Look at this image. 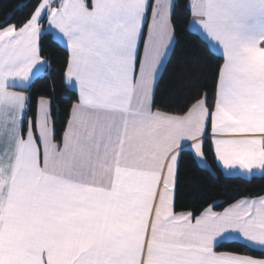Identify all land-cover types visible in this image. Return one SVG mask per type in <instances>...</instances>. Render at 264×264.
Segmentation results:
<instances>
[{
	"label": "snow or ice",
	"instance_id": "1",
	"mask_svg": "<svg viewBox=\"0 0 264 264\" xmlns=\"http://www.w3.org/2000/svg\"><path fill=\"white\" fill-rule=\"evenodd\" d=\"M178 7L37 0L0 22V264H264V192L180 203L186 152L212 177L209 153L229 175L264 174V0ZM189 29L202 51L177 55ZM55 38L76 97L59 132L55 82L29 116Z\"/></svg>",
	"mask_w": 264,
	"mask_h": 264
},
{
	"label": "trees",
	"instance_id": "2",
	"mask_svg": "<svg viewBox=\"0 0 264 264\" xmlns=\"http://www.w3.org/2000/svg\"><path fill=\"white\" fill-rule=\"evenodd\" d=\"M37 0H0V22L3 21L5 16H10L11 23H18L24 20L28 14L33 10ZM180 5L177 8L178 13L184 12V4L186 0H175ZM28 5L21 7V5ZM45 23V22H44ZM46 36L53 37L52 34L47 33ZM201 44V37L192 31H179L177 33L176 53L180 55L187 50L188 52H201L196 46ZM43 50L46 57H53L52 66L49 69L47 78L39 79L35 82L32 88L33 96V112L29 113L30 117L35 115L36 98L41 94H46L48 85L55 82V108L59 110L60 123L57 124V131L59 132L63 126V119L67 114V109L71 101L76 97L71 95L69 89L64 87L58 77V73L63 71V58L64 51L56 39H44ZM216 57L218 54L214 53ZM222 62L220 59H212L211 66L215 67L217 63ZM171 67L169 68V73ZM168 77L165 76L164 83L161 85V90H167ZM209 164L216 170V176L212 177L207 171L197 168L191 162V156L186 152L183 161L182 172V191L186 195L182 196L180 203L186 209L199 210L213 202L218 203L219 207H214L217 211H222L224 207L233 203L235 200L240 199L242 195H257L264 192V174L253 178H242L237 176H227L219 168H216L213 163L211 154H208ZM230 247L240 248V243L232 244ZM243 251L244 249L241 248ZM250 254L259 255V253Z\"/></svg>",
	"mask_w": 264,
	"mask_h": 264
},
{
	"label": "crops",
	"instance_id": "3",
	"mask_svg": "<svg viewBox=\"0 0 264 264\" xmlns=\"http://www.w3.org/2000/svg\"><path fill=\"white\" fill-rule=\"evenodd\" d=\"M42 27L47 28V27H48L47 23H46V22L43 23ZM192 31H193V30H192ZM194 32H195V31H194ZM195 33H196V32H195ZM50 34H52L53 37H56V32H55V30H52V31L50 32ZM55 39H56L61 45H63V41H62V40H60L59 38H55ZM213 52L219 55V53H218L217 50L213 49ZM223 173H224L225 175H227V176H237V177H242V178H246V179L253 178V177H256V176H262V175H263L262 173L254 172V174H253L251 177H245V176H243L242 174H239V173H233V174H231V175H229V174L226 173V172H223ZM214 210H215V209H214ZM215 211H217V210H215Z\"/></svg>",
	"mask_w": 264,
	"mask_h": 264
}]
</instances>
